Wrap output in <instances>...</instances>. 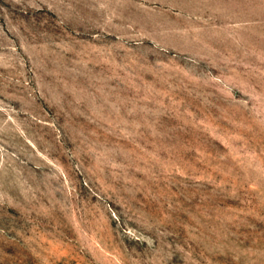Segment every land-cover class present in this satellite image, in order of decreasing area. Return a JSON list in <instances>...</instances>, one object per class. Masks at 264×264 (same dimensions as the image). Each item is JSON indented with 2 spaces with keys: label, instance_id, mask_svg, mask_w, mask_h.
Segmentation results:
<instances>
[{
  "label": "rangeland",
  "instance_id": "obj_1",
  "mask_svg": "<svg viewBox=\"0 0 264 264\" xmlns=\"http://www.w3.org/2000/svg\"><path fill=\"white\" fill-rule=\"evenodd\" d=\"M248 5L0 0V264H264Z\"/></svg>",
  "mask_w": 264,
  "mask_h": 264
},
{
  "label": "crops",
  "instance_id": "obj_2",
  "mask_svg": "<svg viewBox=\"0 0 264 264\" xmlns=\"http://www.w3.org/2000/svg\"><path fill=\"white\" fill-rule=\"evenodd\" d=\"M234 1V0H233ZM237 3H239V7L242 6V4H249L250 11L254 10L255 12L257 11V0H237ZM218 7V6H217ZM200 29V26H198ZM196 30V29H195ZM175 46H179L178 43L175 44Z\"/></svg>",
  "mask_w": 264,
  "mask_h": 264
}]
</instances>
